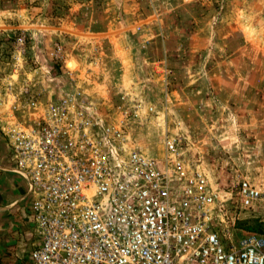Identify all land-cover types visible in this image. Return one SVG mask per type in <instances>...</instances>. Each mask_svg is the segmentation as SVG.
Wrapping results in <instances>:
<instances>
[{"label": "rangeland", "instance_id": "1", "mask_svg": "<svg viewBox=\"0 0 264 264\" xmlns=\"http://www.w3.org/2000/svg\"><path fill=\"white\" fill-rule=\"evenodd\" d=\"M26 87L94 100L104 123L137 113L127 131L149 157L167 134L213 189L264 190V0H0L8 160L6 110ZM239 212L233 238L264 235L263 210Z\"/></svg>", "mask_w": 264, "mask_h": 264}, {"label": "built area", "instance_id": "2", "mask_svg": "<svg viewBox=\"0 0 264 264\" xmlns=\"http://www.w3.org/2000/svg\"><path fill=\"white\" fill-rule=\"evenodd\" d=\"M23 95L3 132L28 187L32 264H264V235L230 233L238 211H264V190L213 189L167 134L162 158L149 157L127 131L137 113L104 123L99 103L75 93Z\"/></svg>", "mask_w": 264, "mask_h": 264}, {"label": "crops", "instance_id": "3", "mask_svg": "<svg viewBox=\"0 0 264 264\" xmlns=\"http://www.w3.org/2000/svg\"><path fill=\"white\" fill-rule=\"evenodd\" d=\"M28 187L0 147V264H32L38 237L28 215Z\"/></svg>", "mask_w": 264, "mask_h": 264}]
</instances>
